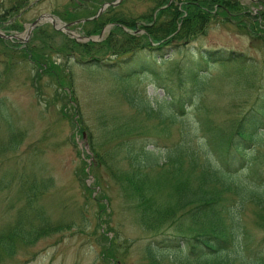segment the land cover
Wrapping results in <instances>:
<instances>
[{"label":"rangeland","instance_id":"1","mask_svg":"<svg viewBox=\"0 0 264 264\" xmlns=\"http://www.w3.org/2000/svg\"><path fill=\"white\" fill-rule=\"evenodd\" d=\"M18 1L0 0V14ZM236 1L237 9L231 11L229 21L212 13L204 32L186 44L147 53L153 54L154 66L141 69L144 73L141 77L118 80L101 68L79 65L76 56L68 59L67 50L52 53L58 68L51 73L27 61L14 64L13 69L0 75V230L12 225L25 205L23 196L17 194L18 181L8 184L10 176L5 175L15 171L52 180L37 202L43 217L26 221V226L57 227L34 242H17L13 254L0 260V264H147L144 248L159 235H151L133 222L128 204L109 175L106 150L111 145L102 141V128L107 123L102 117L112 113L130 117L135 126L154 134L147 139L154 141L161 155L181 140L184 127L192 143L203 142L207 146L204 123L212 121L222 128L233 126L264 95V0ZM19 2L17 11L9 14L14 15L9 19L16 22V28L8 31L0 28L6 34L19 33L18 39L10 40L15 43H25L31 38L36 26L27 37L28 27L43 14L57 18L61 24L74 25V28L66 26L64 31L54 28L49 20L37 25L54 36V40L49 39L56 47L67 43L65 36L80 43L102 41L115 25L107 24L99 34L86 35L77 26L86 21L68 23L57 15L73 8V2L77 1ZM155 4L156 0H121L116 6L121 5L118 11L122 14L139 15ZM156 12L157 9L153 16ZM120 29L128 34L145 33L143 29ZM95 36L98 37L94 40L85 39ZM117 37L121 40L124 33L118 31ZM37 43L41 45V41ZM217 49L224 54L239 53L238 58L248 62L246 67L237 71L234 61L226 65L218 60L201 62V53ZM7 58L15 60L9 54ZM15 58L19 60L17 54ZM198 61L200 64L192 65ZM107 68L111 69L103 67ZM198 81L204 85L201 91L193 89ZM186 90L191 96L186 114L177 116L173 122L159 121L154 112L138 114L127 101L129 95L134 99L143 96L157 104L163 97H177ZM14 132L17 140L10 144L9 150H4ZM256 138L258 142L251 149L262 154L257 160L256 174L249 175L244 169L230 176L232 182L247 183L259 176L264 184V129L256 133ZM114 159L120 161V155ZM258 211L250 204L242 212L251 247L264 237V229L254 223ZM229 255L238 257L233 250ZM234 264L239 263L235 260Z\"/></svg>","mask_w":264,"mask_h":264},{"label":"trees","instance_id":"2","mask_svg":"<svg viewBox=\"0 0 264 264\" xmlns=\"http://www.w3.org/2000/svg\"><path fill=\"white\" fill-rule=\"evenodd\" d=\"M19 1L0 14L2 30L16 28V22L9 19L14 15L9 14L12 15L11 12L15 13L16 8L21 6ZM108 1L112 0H79L73 2V8L57 15L65 22H73L94 15ZM24 2L22 0L21 3ZM237 5L236 0H173L170 3L169 0H156L155 6L139 15L122 14L118 11L121 5L109 6L97 19L77 24L86 35L99 34L107 24H115L102 41L80 43L65 36L68 45L61 47L51 44L49 37L52 35L46 33L42 26H36L25 43L0 37V75L11 70L14 64L27 61L40 67L41 71L51 73L52 69L58 68L57 62L51 58L52 53L67 50L66 53L71 55H66L68 59L76 56L79 65L101 68L118 80L129 76L141 77L144 75L141 69H152L154 66L153 54L148 56L147 53L186 44L204 32L212 13L229 21V15L237 9ZM71 27L74 28V25ZM122 27L132 31L143 29L145 33L128 34L120 29ZM118 31L124 33L121 40L117 37ZM7 41L12 43L11 46ZM37 41H41V45ZM8 54L15 60L7 58ZM238 56L239 53L228 51L224 54L217 49L205 50L200 59L203 63L218 60L223 63L221 65L234 61L235 69L239 71L248 62H243ZM195 63L200 64V61L192 65ZM107 66L114 71L103 69ZM153 77L158 79L156 75ZM203 88L199 81L193 87L196 91ZM189 93L186 90L177 97L167 94L169 99L163 97L157 104L143 96L134 99L129 95L127 101L138 114L154 112L159 121L173 122L177 116L186 114L191 101ZM102 119L107 121L102 128V141L111 145L106 150L109 175L124 203L128 204L133 222L147 233L159 235L144 248L147 264H234L235 260L239 264H264V237L257 246L251 247L242 218L245 206L251 204L259 210L255 225L264 229V184L259 176L247 183H234L229 179L233 173L244 169L249 175L257 172V160L262 154L255 153L251 148L258 142L256 133L264 129V95L230 128H222L212 121L204 123L202 128L205 127L208 133L207 142L205 140L207 146L203 142L192 143L184 127L181 140L163 155L155 149L157 145L154 141L147 139L154 134L135 126L130 117L112 113ZM10 137L4 150H9L10 144L17 140L15 132ZM118 155L121 160L117 162L114 157ZM5 175L10 176L8 184L18 181L17 194L20 198L23 196L25 205L18 212L16 221L0 230V260L13 254L17 242H34L44 232L57 228L26 226V221L33 222L34 217H43L37 202L47 184L52 185V180L37 179L17 171ZM232 250L237 251V258L230 257ZM161 257H166V261Z\"/></svg>","mask_w":264,"mask_h":264},{"label":"water","instance_id":"3","mask_svg":"<svg viewBox=\"0 0 264 264\" xmlns=\"http://www.w3.org/2000/svg\"><path fill=\"white\" fill-rule=\"evenodd\" d=\"M121 0H114L112 2H106L104 4H102V6L98 9L97 13L92 16V17H88V18H85V19H81L79 22H84L86 20H91V19H94L96 18L97 16H99L108 6L110 5H116L120 2ZM44 20H49L51 22V24L54 26V28L58 29V30H63L66 28L67 24H61L60 23V20H58L57 18H54L52 17L51 15H48V14H43V15H40L38 18H36L33 22L30 23V26L28 27V30H27V37L29 36L30 32L32 31V29L41 24ZM69 34H73L72 32H69ZM0 37L2 38H5V39H9V40H14V39H18L19 36L17 34H6L2 31H0ZM98 36H95L94 38H88V37H85V39H95L97 38ZM85 135H83L84 137Z\"/></svg>","mask_w":264,"mask_h":264},{"label":"bare ground","instance_id":"4","mask_svg":"<svg viewBox=\"0 0 264 264\" xmlns=\"http://www.w3.org/2000/svg\"><path fill=\"white\" fill-rule=\"evenodd\" d=\"M112 1H113V0H112ZM110 2H111V1H110ZM17 9H18V8H16V10H17ZM66 11H68V10H66ZM64 12H65V11H64ZM60 13H61V12H60ZM62 13H63V12H62ZM23 14H24V13H23ZM58 15H59V14H58ZM60 17H61V16H60ZM68 17H70V16H68ZM18 18H19V17H18ZM76 19H77V18H76ZM96 19H97V18H96ZM63 20H64V19H63ZM74 20H75V19H74ZM88 21H89V20H88ZM80 24H81V23H80ZM71 26H72V25H71ZM40 27H41V26H40ZM70 28H71V27H70ZM2 29H4V28H2ZM7 29H8V27H7ZM7 29H6V30H7ZM13 29H14V28H13ZM40 29H41V28H40ZM40 29H38V30H40ZM71 29H72V28H71ZM44 30L46 31V29H44ZM44 30H43L42 33H44ZM65 30H66V29H65ZM4 31H5V30H4ZM7 31H8V30H7ZM50 31H52V30H50ZM59 31H60V30H59ZM63 31H64V30H63ZM48 32H49V31H48ZM53 32H54V31H53ZM7 33H8V32H7ZM38 33H39V32H38ZM46 33H47V32H46ZM49 33H50V32H49ZM56 33H58V32H56ZM13 34H14V33H13ZM17 34H19V33H17ZM66 34H67V33H66ZM66 34H65V35H66ZM76 34H77V33H76ZM71 36H72V35H71ZM40 37H42V36H40ZM51 37H52V36H51ZM77 37H78V36H77ZM42 38H43V37H42ZM0 39H1V38H0ZM4 39H5V38H4ZM38 39H39V38H38ZM76 39H77V38H76ZM100 39H101V38H100ZM19 40H20V39H19ZM49 40H52V39H49ZM53 40H54V39H53ZM68 40H69V38H68ZM70 40H71V39H70ZM70 40H69V41H70ZM66 41H67V40H66ZM69 41H68V42H69ZM7 42H8V44H9V41H7ZM16 42H17V41H16ZM82 42H83V41H82ZM10 44H12V43H10ZM10 44H9V45H10ZM66 44H67V43H66ZM66 44H65V45H66ZM18 45H19V44H18ZM67 45H68V44H67ZM10 46H11V45H10ZM12 46H13V45H12ZM61 46H62V45H61ZM61 46H60V47H61ZM69 56H71V55H69ZM69 56H68V57H69ZM112 67H113V66H112ZM121 67H122V66H121ZM12 69H13V68H12ZM116 71H117V70H116ZM5 74H6V72H5ZM114 74H116V73H114ZM118 74H119V73H118ZM66 75H67V74H66ZM119 75H120V74H119ZM118 129H119V128H118ZM115 130H116V129H115ZM115 130H114V131H115ZM161 258H162V257H161Z\"/></svg>","mask_w":264,"mask_h":264},{"label":"flooded vegetation","instance_id":"5","mask_svg":"<svg viewBox=\"0 0 264 264\" xmlns=\"http://www.w3.org/2000/svg\"><path fill=\"white\" fill-rule=\"evenodd\" d=\"M74 1H79V0H74ZM83 1H92V0H83ZM108 2H110V1H108ZM110 6H113V5H110ZM100 7H101V6H100ZM100 7H99V8H100ZM108 7H109V6H108ZM99 8H98V9H99ZM97 11H98V10H97ZM103 12H104V11H103ZM96 13H97V12H96ZM96 13H95V14H96ZM95 14H94V15H95ZM94 15H92V16H94ZM92 16H90V17H92ZM87 18H88V17H87ZM96 18H97V17H96ZM94 19H95V18H94ZM80 20H81V19L76 20V21H80ZM91 20H93V19H91ZM76 21H75V22H76ZM86 21H88V20H86ZM89 21H90V20H89ZM68 25H71V23L67 24V26H68Z\"/></svg>","mask_w":264,"mask_h":264}]
</instances>
